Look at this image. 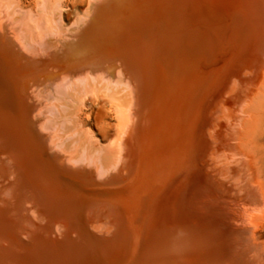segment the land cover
Wrapping results in <instances>:
<instances>
[{
  "label": "bare ground",
  "instance_id": "6f19581e",
  "mask_svg": "<svg viewBox=\"0 0 264 264\" xmlns=\"http://www.w3.org/2000/svg\"><path fill=\"white\" fill-rule=\"evenodd\" d=\"M34 3L0 0V264H264V0Z\"/></svg>",
  "mask_w": 264,
  "mask_h": 264
},
{
  "label": "rangeland",
  "instance_id": "374dc122",
  "mask_svg": "<svg viewBox=\"0 0 264 264\" xmlns=\"http://www.w3.org/2000/svg\"><path fill=\"white\" fill-rule=\"evenodd\" d=\"M17 1V0H16ZM72 1V2H71ZM79 2L80 0H65V7H69V9L72 7L73 3L75 4L76 2ZM70 3V4H68ZM21 4L27 5L25 9H35V3L34 0H21ZM67 5V6H66ZM40 30V29H39ZM88 109L83 108V111L81 113L82 117H85V113L87 112ZM118 123V118L115 115V113L112 111H107L106 117L104 121H102L99 125L94 124L92 120L88 121L87 124L84 125L85 131H88V134L93 135V140H97L96 144L97 147L100 148V153L106 154L112 151L114 149V145L112 143L113 139L112 137L109 136H102V133L106 132L105 134H109L110 130L113 129L116 124ZM262 227V229H261ZM259 228V236L262 237V240H264V224Z\"/></svg>",
  "mask_w": 264,
  "mask_h": 264
},
{
  "label": "water",
  "instance_id": "95a60500",
  "mask_svg": "<svg viewBox=\"0 0 264 264\" xmlns=\"http://www.w3.org/2000/svg\"><path fill=\"white\" fill-rule=\"evenodd\" d=\"M117 187H120V186H117ZM108 188H116V187H108Z\"/></svg>",
  "mask_w": 264,
  "mask_h": 264
}]
</instances>
